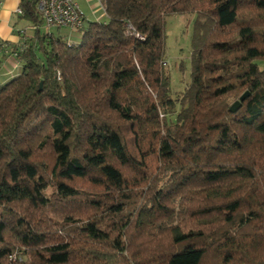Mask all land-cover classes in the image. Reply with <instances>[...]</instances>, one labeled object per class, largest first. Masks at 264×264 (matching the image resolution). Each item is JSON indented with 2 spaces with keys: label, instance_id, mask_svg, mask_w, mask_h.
I'll return each mask as SVG.
<instances>
[{
  "label": "trees",
  "instance_id": "trees-1",
  "mask_svg": "<svg viewBox=\"0 0 264 264\" xmlns=\"http://www.w3.org/2000/svg\"><path fill=\"white\" fill-rule=\"evenodd\" d=\"M39 1L0 41L20 64L0 86V264H264V0H100L76 29ZM176 15L195 17L179 92Z\"/></svg>",
  "mask_w": 264,
  "mask_h": 264
},
{
  "label": "rangeland",
  "instance_id": "rangeland-1",
  "mask_svg": "<svg viewBox=\"0 0 264 264\" xmlns=\"http://www.w3.org/2000/svg\"><path fill=\"white\" fill-rule=\"evenodd\" d=\"M194 19L195 17L190 15H176L167 19L166 72L170 76L173 92L184 90L191 81V39ZM15 21L17 22L14 17L12 20L13 23L11 26L9 25L12 28L9 33L18 35L15 31ZM26 27V22H18L19 30L22 28L25 29ZM5 33L6 26L4 24L0 27V37L2 35L4 36ZM3 59L4 51L0 49V70H3L5 64ZM257 63L264 70V61H258Z\"/></svg>",
  "mask_w": 264,
  "mask_h": 264
},
{
  "label": "crops",
  "instance_id": "crops-1",
  "mask_svg": "<svg viewBox=\"0 0 264 264\" xmlns=\"http://www.w3.org/2000/svg\"><path fill=\"white\" fill-rule=\"evenodd\" d=\"M80 8V15L82 16L84 23L90 21H102L106 20V13L100 0H75ZM20 0H5L0 13V27L4 24L6 26L5 35L0 37V41H9L12 43H20L21 38L19 35L9 33L12 29L9 27L13 23L12 20L15 17L18 20L17 11L19 9ZM15 15V16H13ZM16 24V21H15ZM15 29H19L18 25ZM15 30V31H16ZM67 35L71 40H76L78 36L75 31H67L63 33ZM16 35V36H15ZM4 67L0 70V84H4L14 78L20 72V64L17 63L9 56H4ZM13 75V76H12Z\"/></svg>",
  "mask_w": 264,
  "mask_h": 264
},
{
  "label": "built area",
  "instance_id": "built-area-1",
  "mask_svg": "<svg viewBox=\"0 0 264 264\" xmlns=\"http://www.w3.org/2000/svg\"><path fill=\"white\" fill-rule=\"evenodd\" d=\"M5 0H0V12ZM39 11L49 28L76 29L83 24L80 8L75 0H40ZM164 66L167 63H163Z\"/></svg>",
  "mask_w": 264,
  "mask_h": 264
},
{
  "label": "water",
  "instance_id": "water-1",
  "mask_svg": "<svg viewBox=\"0 0 264 264\" xmlns=\"http://www.w3.org/2000/svg\"><path fill=\"white\" fill-rule=\"evenodd\" d=\"M41 87H42V85H41ZM248 97H249V92H246L243 96H241V98H240L238 101H236V102L232 105V107H231V111H232L233 113L237 112V111L241 108L242 103H243Z\"/></svg>",
  "mask_w": 264,
  "mask_h": 264
}]
</instances>
